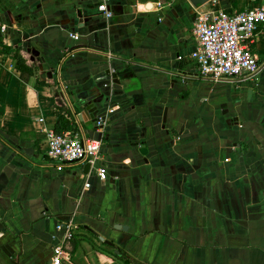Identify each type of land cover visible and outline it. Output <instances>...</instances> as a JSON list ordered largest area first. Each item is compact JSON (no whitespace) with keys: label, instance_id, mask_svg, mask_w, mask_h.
I'll use <instances>...</instances> for the list:
<instances>
[{"label":"crops","instance_id":"1","mask_svg":"<svg viewBox=\"0 0 264 264\" xmlns=\"http://www.w3.org/2000/svg\"><path fill=\"white\" fill-rule=\"evenodd\" d=\"M258 6L0 0V264H50L70 220L68 264H264V24L251 77H197L192 58L196 11ZM100 95V114L114 108L105 131L81 123L102 140L106 180L45 153L57 105L79 118L81 97Z\"/></svg>","mask_w":264,"mask_h":264},{"label":"built area","instance_id":"2","mask_svg":"<svg viewBox=\"0 0 264 264\" xmlns=\"http://www.w3.org/2000/svg\"><path fill=\"white\" fill-rule=\"evenodd\" d=\"M99 9L107 16L113 15L106 1ZM260 24H264V6L232 12L221 7L196 11L193 33L197 44L192 58L199 66L197 77L223 81L257 74L263 64L252 51L250 42L253 40L255 28ZM72 37L78 38V34L73 33ZM113 110L114 108H108L106 113L98 116L95 122L98 131H105ZM69 119L72 122L69 129L62 132L46 130L45 153L48 159L60 168L68 164L87 162L96 168L102 180H106V167L98 165L102 140L88 137L81 119L77 116H69ZM90 185L86 183V187ZM58 229L64 231V237L55 246L50 264H68L70 254L66 243L75 234V224L73 220L63 222L58 225Z\"/></svg>","mask_w":264,"mask_h":264},{"label":"trees","instance_id":"3","mask_svg":"<svg viewBox=\"0 0 264 264\" xmlns=\"http://www.w3.org/2000/svg\"><path fill=\"white\" fill-rule=\"evenodd\" d=\"M3 44L1 32H0V46ZM4 51L11 53L16 62V67L21 71L22 78L24 80H29L34 74V68L27 63V60L22 55L21 50L12 46H4ZM1 63H0V73H1ZM70 109L65 104H58L56 107L55 115L57 118L55 130L57 132H62L66 129L72 127V122L69 119Z\"/></svg>","mask_w":264,"mask_h":264},{"label":"water","instance_id":"4","mask_svg":"<svg viewBox=\"0 0 264 264\" xmlns=\"http://www.w3.org/2000/svg\"><path fill=\"white\" fill-rule=\"evenodd\" d=\"M192 1L196 5H202L211 0H192ZM80 16L81 18H83V16L81 15V12H80ZM113 76L117 77V74H114ZM103 100H104V95H100L99 97L93 100H89L85 97H81L78 103L79 118L82 121L87 122L88 124H92L96 122L98 116L100 115V111H101V107L99 104L102 103Z\"/></svg>","mask_w":264,"mask_h":264}]
</instances>
